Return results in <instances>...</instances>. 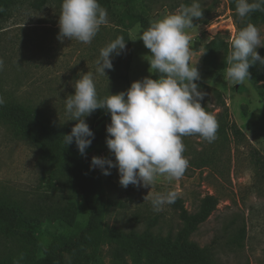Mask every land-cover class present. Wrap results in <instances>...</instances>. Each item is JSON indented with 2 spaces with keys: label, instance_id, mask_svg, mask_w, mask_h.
Here are the masks:
<instances>
[{
  "label": "rangeland",
  "instance_id": "rangeland-1",
  "mask_svg": "<svg viewBox=\"0 0 264 264\" xmlns=\"http://www.w3.org/2000/svg\"><path fill=\"white\" fill-rule=\"evenodd\" d=\"M197 2L203 16L194 18L193 27L186 31L190 36L191 64H197L201 76L198 81L209 87L199 90L205 93L202 106L218 121L216 139L209 143L198 134L183 137L184 156L189 161L184 176L178 180L158 176L152 187L124 188L119 183L117 168H112L110 175L95 168L107 196L123 203L108 211L105 226L141 233L153 223L152 230L166 237L178 230L180 219L172 204L165 205L160 212L153 210L151 201L157 194L177 192L191 212L198 210L206 195L213 194L218 205L191 240L213 250L218 264H248L249 260L252 264H264V95L260 94L261 89L264 91V78L250 79L241 85L225 79L231 40L249 23L257 26L264 37V20L240 18L231 0ZM192 3L193 0H131L130 5L156 21L175 13L182 4ZM27 4L28 1L21 12L0 28V59L4 61L0 95L5 100L13 97L37 102L49 114L47 123L75 125L77 121L71 120L65 111V102L75 93L73 85L83 74H93L101 99L126 91L134 81L151 77L150 52L139 39L144 30L126 17V0L100 4L107 10L109 22L101 26L90 44L58 39L61 5L55 1L38 12L24 10ZM124 33L129 37L125 40L126 49L113 56V69H106V75L98 74L96 61L100 50L117 37H124ZM216 38L228 50L222 48L213 64L206 66L205 47ZM214 89L221 93L222 100ZM223 102L228 106V114ZM110 117L105 112L95 127L99 128ZM233 123L241 133H235ZM75 155L89 165L93 156L115 159L106 141L86 149V156L79 151ZM62 165V161L51 162L41 157L40 146L32 138L17 134L10 122L0 120V197L21 205L33 223L31 228L0 224V259L6 264H41L56 251L64 255L65 264H71L72 254L64 240L86 225L89 209L84 198L71 189ZM245 222L243 247H232L228 243L230 232ZM117 248L115 241L102 243L98 251L87 247L81 264H118L114 255ZM123 261L148 264V257L145 252L137 258L134 252L127 251L123 252Z\"/></svg>",
  "mask_w": 264,
  "mask_h": 264
},
{
  "label": "clouds",
  "instance_id": "clouds-1",
  "mask_svg": "<svg viewBox=\"0 0 264 264\" xmlns=\"http://www.w3.org/2000/svg\"><path fill=\"white\" fill-rule=\"evenodd\" d=\"M256 11L264 12V0H236L240 18ZM202 16L200 4L193 0L191 6L182 4L175 13L152 21L140 34L139 39L151 52L150 72L158 74V78L134 81L126 91L103 99L98 97L91 72L75 81V93L65 102L66 113L77 121L64 135L67 145L74 141L79 153L86 156L95 138L86 118L98 109H105L111 116L106 145L115 159L93 156L90 169L99 167L104 175H110V170L117 168L124 188L152 187L158 176L177 180L184 176L189 161L184 156L183 137L198 134L209 143L216 139L219 124L202 106L205 93L196 83L201 76L197 64H191L190 36L186 31L193 27L194 18ZM108 22L107 10L99 0H62L58 39L90 44ZM230 43L225 79L241 85L251 79L252 66H264V56L257 51L264 47V37L257 26L249 23ZM126 45L124 37L119 36L103 47L96 61L97 73L106 75V69H113V56L122 54ZM3 70L4 61L0 59V71ZM4 104L0 95V106ZM177 198L175 191L157 194L151 201L153 210L160 212Z\"/></svg>",
  "mask_w": 264,
  "mask_h": 264
},
{
  "label": "trees",
  "instance_id": "trees-1",
  "mask_svg": "<svg viewBox=\"0 0 264 264\" xmlns=\"http://www.w3.org/2000/svg\"><path fill=\"white\" fill-rule=\"evenodd\" d=\"M21 1L0 0V28H4L2 24L5 21L21 12L20 9L26 1H28V4L24 10L37 12L44 10L53 1L59 5L62 4V0H25V3ZM130 2L131 0H126V17L138 22L144 31L147 30L152 22L151 18L146 12L135 10L130 5ZM99 3L110 4L111 0H99ZM231 6L234 10L236 9V0H231ZM249 18L254 21L264 20V12L256 11L250 13ZM124 34V39L129 40L128 34ZM222 48L228 50V46L217 38L206 45V66L213 64L212 60L216 54L221 52ZM259 54L264 56V47ZM249 71L251 72V79L264 78V66H252ZM125 78L128 79L127 75H125ZM151 78H158V74L152 73ZM196 83L199 87L205 86L209 88L200 81H196ZM214 91L217 92L219 99L222 100L221 93L216 89ZM260 94L264 95L262 89ZM222 104L224 112L228 114L227 104L225 102ZM105 112V109H98L86 119L95 134V138L88 148L94 147L99 142L106 141V128L111 122V117L106 119L99 128L95 127V122ZM47 114V111L37 102L13 97L5 100V104L0 106V120L10 122L17 134L32 138L40 146L41 157L51 162L55 160L62 161V168L68 176V184L71 189L76 190L85 200L89 209L86 225L64 240V246L72 254L71 264H81V257L85 248L92 247L95 251H98L102 243L113 241L119 246L114 253L118 264H124L123 252L127 251L134 252L137 258H140L141 254L145 252L148 257V264H218L213 250L202 248L198 243L191 240V236L216 209L218 198L215 195H206L195 212L188 210L182 199L178 197L172 205L180 219V227L176 232L171 231L166 237L160 236L152 230L153 223H149L146 230L141 233L108 228L105 226L106 214L113 206H120L123 203L107 196L99 175L90 169L88 163L75 155L78 152L75 142L73 141L70 145L64 142V135L69 134L74 125H71V123L67 125L49 124L46 121ZM231 127L235 133L242 132L235 123ZM29 219L30 217L24 214L21 205L0 197V224L8 228H31L33 223ZM152 221L154 223L157 222V218ZM246 234L247 224L245 222L242 227L230 232L228 243L232 247H243ZM0 264H6V261L0 259ZM41 264H65V257L60 251H56L47 255L41 261ZM248 264H252V262L249 260Z\"/></svg>",
  "mask_w": 264,
  "mask_h": 264
}]
</instances>
